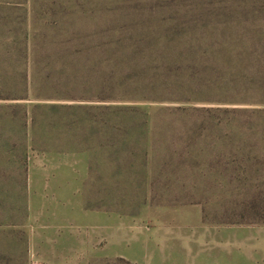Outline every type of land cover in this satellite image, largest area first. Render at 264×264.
Here are the masks:
<instances>
[{"label": "rangeland", "instance_id": "rangeland-1", "mask_svg": "<svg viewBox=\"0 0 264 264\" xmlns=\"http://www.w3.org/2000/svg\"><path fill=\"white\" fill-rule=\"evenodd\" d=\"M0 264H264V0H0Z\"/></svg>", "mask_w": 264, "mask_h": 264}, {"label": "trees", "instance_id": "trees-1", "mask_svg": "<svg viewBox=\"0 0 264 264\" xmlns=\"http://www.w3.org/2000/svg\"><path fill=\"white\" fill-rule=\"evenodd\" d=\"M128 263V262H127Z\"/></svg>", "mask_w": 264, "mask_h": 264}]
</instances>
